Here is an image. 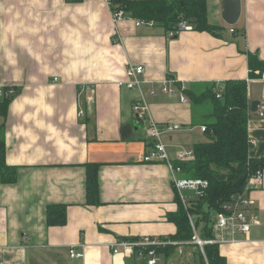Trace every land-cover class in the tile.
<instances>
[{
  "label": "crops",
  "instance_id": "crops-1",
  "mask_svg": "<svg viewBox=\"0 0 264 264\" xmlns=\"http://www.w3.org/2000/svg\"><path fill=\"white\" fill-rule=\"evenodd\" d=\"M206 1L221 36L191 29L168 37L155 24L113 21L106 0H0V87L16 90L0 108V144L17 168L13 183L0 182V264H134L122 247L113 252L119 239L174 235L167 215L178 208L177 193L164 163L143 162L151 140L133 106L146 104L161 128L181 126L161 132L174 159L205 137L191 136L181 87L245 79L249 104L264 102V76L250 78L247 66L248 52L264 59V0H241L235 35L221 19V0ZM128 64L145 68L139 87L120 83ZM166 79L175 93L161 91ZM249 112V153L261 157L264 116ZM88 162L99 164L100 205L87 204ZM262 172L261 185L249 191V232L230 241L224 231L218 243L227 264H264ZM50 204L66 205L64 225H47ZM70 248L82 256L70 257Z\"/></svg>",
  "mask_w": 264,
  "mask_h": 264
},
{
  "label": "trees",
  "instance_id": "trees-1",
  "mask_svg": "<svg viewBox=\"0 0 264 264\" xmlns=\"http://www.w3.org/2000/svg\"><path fill=\"white\" fill-rule=\"evenodd\" d=\"M108 7L112 13L122 11L125 18L152 21L162 27L166 34L175 30L181 20L186 21L195 31H207L216 36L223 34L222 27L208 21L206 0H108ZM232 33L235 35L238 31L234 28ZM239 34L243 35V32L239 31ZM247 66L250 78L264 76V59L259 58L257 53H247ZM183 93L191 104L192 123L205 127V137L192 145L191 158L175 163L179 164L187 177L206 179L208 187L202 196L189 200L188 208L183 206L176 194L178 208L167 215V219L175 224L176 232L166 238L177 241L181 246H194L199 264H227L226 259L219 254L218 243L203 245L202 253L197 245L190 242L193 230L188 215L192 217L201 238H213L214 214L220 210V204L228 199L231 192H243L248 176L264 167V156L254 157L249 153L251 145L247 124L250 104L247 81L227 79L220 83H201L196 88L191 86L183 89ZM13 96L14 94L1 98V110ZM85 167L87 204L100 205L97 178L99 164L88 162ZM218 175H224V178H219ZM16 176V166L9 165L4 160V143L1 142L0 182L13 183ZM66 219L65 204H50L46 207L48 226L64 225ZM176 248L178 245H168L158 247L155 251L156 255L169 257ZM136 257V251L129 257L134 264Z\"/></svg>",
  "mask_w": 264,
  "mask_h": 264
},
{
  "label": "built area",
  "instance_id": "built-area-1",
  "mask_svg": "<svg viewBox=\"0 0 264 264\" xmlns=\"http://www.w3.org/2000/svg\"><path fill=\"white\" fill-rule=\"evenodd\" d=\"M108 5V0H106ZM110 10V9H109ZM113 21L123 18L122 11L111 12ZM139 23L153 25L152 21L144 22L138 21ZM192 27L186 21L181 20L178 23V26L175 30H170L167 32L168 37L178 34L182 30H191ZM234 28L230 27L229 32H233ZM145 72V68L139 64H128L125 69V78L123 83L127 88H136L139 87L142 83V76ZM169 80L164 81V85L161 88V91L164 93L172 94L175 93L174 88L166 86L169 83ZM15 87L12 85H7L0 87V97H9L15 94ZM179 99L182 102H186L187 98L183 94V88L179 89ZM151 94H155V91L152 90ZM134 113L136 118L140 121H145L147 127V136L151 140V148L147 151L143 157V162H162L164 163L170 173V180L174 190L176 191L181 203L185 208L189 207V200L192 197H200L204 194V191L208 187V181L202 178H192L187 177L182 172L179 164L175 162H182L186 159L192 157V150H181L176 153V157L172 159L165 148V145L161 141V132L162 131H175L181 128L179 124L176 123H165L162 128L156 123L149 115L148 108L144 103H136L133 106ZM259 118L264 116V102H260L255 110ZM78 116L83 115L82 110L80 109L77 113ZM202 132H204L205 127L200 126ZM249 144L252 146L254 140L249 139ZM263 179L262 169H257L248 176L245 189L243 192H231L228 196V199L224 200L220 204V210L214 214V220L212 224V232L216 236L210 239H203L199 236L193 219L188 215L190 226L193 230L192 244H195L199 247L200 251L203 253V245L205 244H214L221 243L225 240L223 239L224 230H229L230 232V241H233L234 235L237 233L247 234L250 230L251 224L255 221L253 215V207L255 205V200L249 195V191L256 188L258 185H261ZM168 245H179L177 241L170 240L166 237L159 236H143L138 240L134 239H119L117 241L116 247L113 248V252H118V248L122 247L129 257L137 252V257L145 258L146 264H156L157 255L156 248L164 247ZM180 248V247H179ZM70 257H80L82 253L75 252L74 248L69 249Z\"/></svg>",
  "mask_w": 264,
  "mask_h": 264
},
{
  "label": "rangeland",
  "instance_id": "rangeland-1",
  "mask_svg": "<svg viewBox=\"0 0 264 264\" xmlns=\"http://www.w3.org/2000/svg\"><path fill=\"white\" fill-rule=\"evenodd\" d=\"M208 4H211V1ZM211 11H212V7H211V5H209L208 13L210 15V19L212 20L214 17H213V14ZM211 20L208 19V21H210V23L213 22ZM146 94L148 95V93H146ZM158 95H160V94H158ZM141 123L145 124V121H140V124ZM188 128H189V126H187L186 129H184V130H188ZM191 131H192L191 136L195 139V141L200 139L202 133H201L199 126H197V125L191 126ZM224 231L230 235L229 230L226 229ZM213 235H214V237L216 236L215 234H213ZM230 237H231V235H230ZM140 238H132V239L138 240ZM178 247H180V246H178ZM188 250H189V252L187 253V250H182V247H181V248H176L174 250V252L172 253V255L169 257H164L163 255H159V256H157V264H199V257H198V254L196 252V249L193 247H190ZM135 261L137 264H141V263L145 264L146 263L145 258L136 257Z\"/></svg>",
  "mask_w": 264,
  "mask_h": 264
},
{
  "label": "water",
  "instance_id": "water-1",
  "mask_svg": "<svg viewBox=\"0 0 264 264\" xmlns=\"http://www.w3.org/2000/svg\"><path fill=\"white\" fill-rule=\"evenodd\" d=\"M221 19L225 24L233 26L238 22L241 14V0H221ZM260 102L253 100L250 102V110L255 111ZM219 178H224V175H218Z\"/></svg>",
  "mask_w": 264,
  "mask_h": 264
}]
</instances>
